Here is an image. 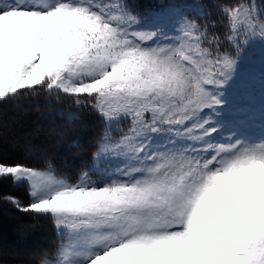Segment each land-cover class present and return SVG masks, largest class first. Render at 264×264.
Wrapping results in <instances>:
<instances>
[{
    "label": "snow or ice",
    "instance_id": "1",
    "mask_svg": "<svg viewBox=\"0 0 264 264\" xmlns=\"http://www.w3.org/2000/svg\"><path fill=\"white\" fill-rule=\"evenodd\" d=\"M257 43L264 0H0V105L105 125L74 178L0 158L28 195L0 204L59 238L0 264H264V84L257 106L232 54Z\"/></svg>",
    "mask_w": 264,
    "mask_h": 264
},
{
    "label": "trees",
    "instance_id": "2",
    "mask_svg": "<svg viewBox=\"0 0 264 264\" xmlns=\"http://www.w3.org/2000/svg\"><path fill=\"white\" fill-rule=\"evenodd\" d=\"M142 1L136 0L140 8ZM68 113H73L75 118L70 119ZM104 128L97 116L78 111L67 103L0 105V158L37 166L51 164L61 174L74 178L89 165ZM10 134L15 136L14 141ZM0 192L14 193L25 203L28 200L24 187L4 184L0 185ZM43 223L49 229L40 235L37 232L40 223L32 216L0 204V246L6 243V246L26 248L15 252L2 250L0 254L5 258H32L54 251L59 239L51 223L48 220ZM36 246L37 250L33 251Z\"/></svg>",
    "mask_w": 264,
    "mask_h": 264
},
{
    "label": "rangeland",
    "instance_id": "3",
    "mask_svg": "<svg viewBox=\"0 0 264 264\" xmlns=\"http://www.w3.org/2000/svg\"><path fill=\"white\" fill-rule=\"evenodd\" d=\"M157 3H158V0H143L141 3L140 9H141V11L146 10L150 7L155 6ZM232 54H233V57L235 59H237V61H238V70L236 73V79L238 81L243 79L244 81L248 82V84L250 85L251 91L254 95L256 104L258 106L259 101H260L261 91H262V84H264V64L261 63L260 45L257 43L254 48L245 49L242 52H240L239 54H237L233 50ZM104 132H105V130H104ZM104 132H103L102 136L104 135ZM9 136L14 141L15 136L12 137L11 134ZM30 153H31V151L29 152V154ZM92 163H93V161H92ZM92 163L89 165V167H91ZM28 216H30V215H28ZM33 219H35V218H33ZM35 221L40 223L39 226L37 227V232L40 235H43L45 230H48L49 227L43 223L44 219H35ZM52 227L56 233V230L51 223V228ZM56 235H57V233H56ZM35 238L41 239L42 237L41 236H35ZM37 247L38 246H36L35 248H32L33 251H36ZM25 249L26 248L24 245L21 246L20 249L12 247L10 245L6 246V243H5V245L0 246V251L8 250V251H14L15 252L16 250L24 251Z\"/></svg>",
    "mask_w": 264,
    "mask_h": 264
}]
</instances>
